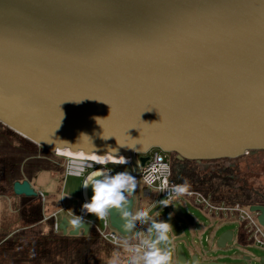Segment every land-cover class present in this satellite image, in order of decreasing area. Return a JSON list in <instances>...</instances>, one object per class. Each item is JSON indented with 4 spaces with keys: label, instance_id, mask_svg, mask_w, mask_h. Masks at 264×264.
<instances>
[{
    "label": "water",
    "instance_id": "1",
    "mask_svg": "<svg viewBox=\"0 0 264 264\" xmlns=\"http://www.w3.org/2000/svg\"><path fill=\"white\" fill-rule=\"evenodd\" d=\"M0 123L53 153L118 148L136 175L151 148L195 162L264 151V0H0ZM12 188L38 194L28 180ZM139 192L131 211L134 195L152 218L164 209ZM250 210L264 226V204ZM95 218L58 226L84 236ZM108 219L133 233L114 209ZM231 240L225 230L213 250ZM173 243L175 264H221L199 261L186 236Z\"/></svg>",
    "mask_w": 264,
    "mask_h": 264
},
{
    "label": "trees",
    "instance_id": "2",
    "mask_svg": "<svg viewBox=\"0 0 264 264\" xmlns=\"http://www.w3.org/2000/svg\"><path fill=\"white\" fill-rule=\"evenodd\" d=\"M178 173L179 184L187 179L190 189L210 194L216 201L239 202L246 205L264 204V196L255 185L238 180L231 160L206 162L177 160L168 153ZM56 159H64L18 135L0 123V195H14L15 181L31 179L41 170L57 173ZM239 159V158H238ZM221 164L225 170L207 172V164ZM62 170H64L62 168ZM19 228L8 234L0 231V264H103L104 242L93 227L86 235H63L55 232L52 224L46 229L42 223L41 197L17 196ZM237 241L247 245L240 230Z\"/></svg>",
    "mask_w": 264,
    "mask_h": 264
},
{
    "label": "rangeland",
    "instance_id": "3",
    "mask_svg": "<svg viewBox=\"0 0 264 264\" xmlns=\"http://www.w3.org/2000/svg\"><path fill=\"white\" fill-rule=\"evenodd\" d=\"M63 158L64 159L55 160V163L57 164L56 167L57 169L59 168L57 173L41 170L38 174H36L37 176L35 177V180L31 179L36 190L39 192L41 191L48 198L50 197L51 192L55 189V201L51 202L54 203L55 207L50 206L48 199L46 202H43L41 199L43 214L42 223L46 229L51 228V224L54 229V222L56 220L59 222V219L63 214L69 215V213H73L78 216L83 203L82 184L84 178L91 171H95L97 168L102 167L98 164L90 168L86 167L83 175L77 177L69 175L67 172H65L67 165L69 163H73L74 160L67 157ZM231 163L234 164V174L238 180L255 185L257 192L264 194V151H259L251 158H248V155H243L239 157V159L236 158L234 161L231 160ZM205 164L208 165L207 169H210V167L219 166L212 162ZM62 168L64 170H62ZM102 168L112 172L122 171L132 174L136 177L138 185L137 189L139 188V190H142L138 175L134 174L130 167H125L121 164L110 163L104 165ZM135 198L136 195H134V199ZM17 207V195H0V231H11L19 227ZM174 207H180L182 209V217H178L172 212ZM52 209L60 210L50 213ZM137 210V206H134L132 212L135 213ZM54 213H56V220L53 216ZM170 213L171 217L169 216ZM153 219L159 221L167 220L172 225V231L169 233L171 238L173 236L172 234L177 235V233L180 234V232L182 233L181 235L186 236L187 241L192 242L195 246H192L191 248L197 250L199 260L205 257L207 259L217 258V261L222 264H261L260 258L264 257V248L252 244H250V246H244L238 243L236 236L238 235L239 225L237 222H230L213 217L205 209L194 204L189 198L180 197L175 199L172 204L164 206V209L158 212L156 216L153 217ZM95 224L100 227L101 219L96 218ZM196 224H199V229H196ZM149 227L150 224L146 226H139V239L147 236V230ZM225 230L234 231V239L228 242L224 248L216 249V251H214L213 249L216 248L217 237H219L220 234ZM133 232L134 233L127 236L119 235L118 239L121 243V246L109 247L108 245H104V250L102 252L103 264H106L108 259H110L115 254H118L122 259L126 258L127 254L125 253L122 244H124L125 241L129 242L130 244L138 243L139 241V239H137L135 236L137 229ZM177 237L178 236L175 238ZM173 239L174 238H172L171 247L173 245ZM172 249L174 259L175 250L173 247ZM185 250L186 254H189V249L185 248ZM246 256H249V259H246Z\"/></svg>",
    "mask_w": 264,
    "mask_h": 264
},
{
    "label": "clouds",
    "instance_id": "4",
    "mask_svg": "<svg viewBox=\"0 0 264 264\" xmlns=\"http://www.w3.org/2000/svg\"><path fill=\"white\" fill-rule=\"evenodd\" d=\"M54 148L57 155L63 154L56 145ZM93 148L96 151L91 154L79 152L80 166L74 174L83 175L86 167L90 168L96 164L129 163L128 158L119 155L118 148L108 147L104 154H98L99 150L94 144ZM153 171H156V169H153ZM69 174H73L71 167L69 168ZM89 185L92 188V195L90 199L85 200L81 205L84 212L103 219L114 209L121 218V228L125 232L135 230L138 223L141 225L150 223L147 236L140 238L138 243L124 242L123 247L127 254L126 258L122 259L118 254H115L108 259L106 264H173L172 238L169 235L172 231V225L167 220L153 219L150 216V210L140 209L133 213L128 208L129 196L136 191L138 186L135 176L128 172H112L107 169H99L85 178L83 187L87 189ZM166 188H168L167 178L163 180L160 190ZM189 189L190 183L187 179H184L182 183L175 185L172 191L177 196H181L188 193ZM161 203L163 206L170 204L166 199L162 200ZM169 216L171 217V213ZM70 223L76 229L86 225L83 216H74Z\"/></svg>",
    "mask_w": 264,
    "mask_h": 264
},
{
    "label": "built area",
    "instance_id": "5",
    "mask_svg": "<svg viewBox=\"0 0 264 264\" xmlns=\"http://www.w3.org/2000/svg\"><path fill=\"white\" fill-rule=\"evenodd\" d=\"M139 156L147 157V160L143 165L139 164L140 172L138 174L139 181L143 186V193L146 196L152 195L156 199L163 198L164 200L166 199L170 204H172L175 199L180 197L189 198L193 201L194 204L205 209L213 217L230 222H237L239 225L238 230H241L246 236V246H250V244H252L264 248V226H262L257 219V215L259 214V212L251 211L250 205L242 204L239 202L216 201L210 194H206L202 191L193 189H189V192L184 195L177 196L172 191V189L175 185L179 184L177 178L178 173L174 169L168 153L162 151L159 148H151L145 153L136 154L137 158ZM215 165L219 166L210 167L207 172L217 173L225 170L223 165ZM231 166L233 167L234 164H232ZM70 167L73 174H69ZM153 169H156V171H153ZM65 172H67V174L69 175L77 177L81 176L74 174L75 166L72 163H69L67 165ZM165 178H167L168 180V188L160 190V186ZM39 195L44 202L45 199L43 194L40 193ZM84 201L85 199H83V202ZM89 215L90 214L84 212L82 208L80 209L78 214V216L84 217V221L88 220ZM53 216L56 220V213H54ZM95 219L90 221V227H93L96 230L100 238L109 245L121 246V243L118 239L120 234L116 229L111 227L108 215L103 219L100 218V227L95 224ZM58 223L59 222L57 220L54 222L55 232L60 231Z\"/></svg>",
    "mask_w": 264,
    "mask_h": 264
},
{
    "label": "crops",
    "instance_id": "6",
    "mask_svg": "<svg viewBox=\"0 0 264 264\" xmlns=\"http://www.w3.org/2000/svg\"><path fill=\"white\" fill-rule=\"evenodd\" d=\"M40 172V171H39ZM38 172V173H39ZM50 172V171H49ZM37 173V174H38ZM37 175H35L33 178H32V180H35V177H36ZM33 183V181H30V184H31V186L34 188V190L38 193V194H40V193H42L41 191L39 192V191H37L36 190V188L34 187V185L32 184ZM141 186H142V184H141ZM141 186H140V188H141ZM142 190H140V194H141V192H143V186H142V188H141ZM43 194V193H42ZM43 196L45 197L44 199H45V202L47 201V199L49 200V204H50V206H54V203H51V202H54L55 201V189L51 192V194H50V197L48 198V197H46L44 194H43ZM52 199V200H51ZM51 200V201H50ZM82 200H83V198H82ZM138 196H136V198H135V207L137 206V208H138ZM56 203V202H55ZM137 203V204H136ZM55 207V206H54ZM17 210H18V207H17ZM60 209H52L51 211H50V213H52V212H56V211H59ZM139 210V209H138ZM50 213H48V214H50ZM67 217L68 219H73L74 218V216H77V215H75V214H73V213H69V215H66V214H63L60 218H62V217ZM60 220V219H59ZM199 225V224H198ZM19 226V225H18ZM137 226H138V224H137ZM141 226H143V225H141ZM19 227H17L16 229H14V230H11V231H8V230H3V231H5V232H7L8 234H11V233H13V232H15L17 229H18ZM136 229H137V232H136V238L137 239H139V234H138V228L136 227ZM135 229V230H136ZM134 230V231H135ZM234 232V231H233ZM238 232H239V230H238ZM134 233V232H133ZM140 233V232H139ZM182 233L180 232V234L179 233H177V235L176 234H172L173 236H172V238H175L176 236H182L181 235ZM79 235H81V234H79ZM237 237V236H236ZM233 239H234V236H233ZM174 240V239H173ZM177 244L178 243H173V245H172V247L174 248V250H175V248H176V246H177ZM123 245V244H122ZM246 259H249V256H246L245 257ZM175 260H176V258H174L173 259V264H175ZM203 260V258L201 259V260H199V261H202ZM212 260H215L216 262H218L217 261V258H214V259H212ZM222 264V263H221Z\"/></svg>",
    "mask_w": 264,
    "mask_h": 264
},
{
    "label": "bare ground",
    "instance_id": "7",
    "mask_svg": "<svg viewBox=\"0 0 264 264\" xmlns=\"http://www.w3.org/2000/svg\"><path fill=\"white\" fill-rule=\"evenodd\" d=\"M61 151L63 152V154L61 156L67 157V158H71V159L74 160L72 164L75 166V171H76L79 168V166H80V160L78 158L79 152L78 153H73V152H69L68 150H61ZM108 164H110V163H108ZM114 164H118V163H114ZM121 165L127 166V165H129V163H126V165L125 164H121ZM101 166L103 167L104 165H101ZM102 167L101 168H97L96 170L103 169ZM92 172L93 171H91L90 173H92ZM90 173H88L87 175H89ZM87 175L85 176V178L87 177ZM85 178H84V180H85ZM83 184H84V181H83ZM83 184H82L83 199L88 200L87 196H86V193H85V188L83 187Z\"/></svg>",
    "mask_w": 264,
    "mask_h": 264
},
{
    "label": "flooded vegetation",
    "instance_id": "8",
    "mask_svg": "<svg viewBox=\"0 0 264 264\" xmlns=\"http://www.w3.org/2000/svg\"><path fill=\"white\" fill-rule=\"evenodd\" d=\"M259 152V151H258ZM258 152H256L255 154H252V155H250V154H247L248 155V158H251V157H253V156H255ZM257 165H260V164H257ZM125 167H130L131 168V166H130V164L129 165H127V166H125ZM264 188V187H263ZM264 190V189H263ZM260 195H262V196H264V194L263 193H260V192H258Z\"/></svg>",
    "mask_w": 264,
    "mask_h": 264
}]
</instances>
